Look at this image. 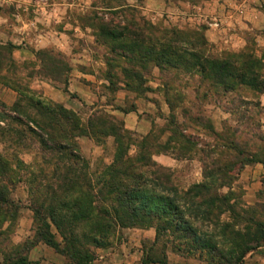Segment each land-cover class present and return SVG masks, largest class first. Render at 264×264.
I'll return each mask as SVG.
<instances>
[{"label": "rangeland", "instance_id": "rangeland-1", "mask_svg": "<svg viewBox=\"0 0 264 264\" xmlns=\"http://www.w3.org/2000/svg\"><path fill=\"white\" fill-rule=\"evenodd\" d=\"M17 1L23 7L0 0V20L3 15L11 19L0 21V47L3 48L0 49V78H6L7 83L21 90L19 93L7 87L16 94L11 106L0 101L6 106V109L0 106V160L8 166L7 174L2 177L3 185L9 188L10 201L18 208L17 219L0 226V264H20L24 260L27 264H74L66 255L42 242L30 249L29 245L38 238L34 210L41 204L48 208L56 198L62 185L61 176L69 166L77 168L80 184L86 183L83 178L88 174L97 186L106 167L114 162L116 143L114 137L106 134L109 126L129 133L132 143L129 157L141 153V147L147 153L153 151L152 160L159 170L153 169L149 177L162 188H174L179 193L207 183L206 168L236 163L239 151L246 155L258 154L264 159V141L260 139H264V93L242 87L227 93L220 87L203 83L198 75L161 72L151 65L142 71L140 93L127 87L128 81L136 88L140 82L128 80L125 72L141 71L140 67L130 64L96 38L97 26L101 24L112 23V28L119 30L127 22L143 26L144 21L159 32L158 35L144 27L145 37L149 39L161 37L164 30L198 35L199 42H206L207 53L212 57L223 59L226 55L245 53L264 65L263 15L258 14L249 27L245 20L226 33L221 28L228 29L227 24L208 16L203 18L202 10L193 7L201 0ZM56 3L61 6L48 7ZM255 6L264 13V0H258ZM48 9L53 10V20L37 23L38 27L27 28L13 16L21 11L25 20L44 18ZM243 13L240 14L245 18ZM213 22L219 24L217 29L210 26ZM14 25L23 29L17 30ZM130 28L138 30L135 26ZM58 32L66 33L67 38ZM41 34L47 36L43 39ZM39 39L42 42H37ZM57 72L62 73L60 80L50 79ZM57 100H64L67 106ZM59 107L78 116L79 128L90 132L89 125L95 127L97 135H79L80 131L76 135L73 131L71 134L76 137L65 140L71 150L80 154L89 166L87 169L82 164L77 167L67 155L44 150L40 139L30 131L40 133L32 122H45L43 114H60ZM13 118H20L23 125ZM65 130L70 132L67 125ZM126 144L130 147L125 141V149ZM235 170L230 175V182L235 179L230 188H219L221 182H215V187L221 195L232 192L253 209L255 214L243 215V220L228 211L222 217V222L246 234L255 230L250 220L264 225V186L249 197L244 180L241 181L243 170L237 177L238 168ZM105 179L110 178L106 175ZM98 191L96 187L94 193L99 195ZM202 227L208 234L213 231L211 226ZM52 233L63 248L65 242L55 227ZM83 246L93 254L91 264H146V254L151 253L152 258L165 260L167 264H209L210 261L207 253L191 252L185 246L179 251L180 241L170 233L157 242L155 228L116 227L104 245ZM244 264H264V245L249 253Z\"/></svg>", "mask_w": 264, "mask_h": 264}, {"label": "trees", "instance_id": "trees-1", "mask_svg": "<svg viewBox=\"0 0 264 264\" xmlns=\"http://www.w3.org/2000/svg\"><path fill=\"white\" fill-rule=\"evenodd\" d=\"M113 26L112 23L97 26V42L109 45L118 56L140 67L141 71L136 69L125 71L128 80L137 84L140 82L137 88L129 81L126 83L127 87L137 92H142V71H147L151 65L161 72L174 71L198 75L203 83L220 87L227 93L235 92L241 87L264 93V65L248 54L226 55L223 59L212 57L207 53L206 42H199L198 35H184L174 30H164L161 37L149 39L145 37L144 27L149 28L152 33L159 35V32L155 26L147 25L144 21L143 26L127 22V26L119 30L112 28ZM130 26H135L138 30L134 31ZM129 39L132 41L129 42ZM61 76L62 73L57 72L56 76L51 74L50 79L59 81ZM0 83L5 88L11 86L13 90L21 92L16 86L7 83L4 77L0 78ZM37 104L49 108L42 102ZM0 106L6 109L2 103ZM59 110L60 114H57L59 119L55 114H43L46 115L45 122L40 123L36 120L32 122L40 133L32 129L30 131L40 139L44 150L67 155L69 159L75 161L77 167L82 164V168L87 169L89 166L80 154L71 150V146L65 143V140L76 137V131H80L79 135L89 136L90 133L93 136L97 135L95 127L90 124V132L86 128H79L80 122L76 114H69L63 107H59ZM13 119L23 125L20 118ZM65 125L69 127L70 132H66ZM103 125L100 124L101 127ZM109 128L110 130L103 131L115 138L113 164L106 167L97 186L93 184L88 174L83 178L86 183L80 184L77 168L68 167L61 176L62 185L56 193V198L48 208L41 204L34 210L35 221L38 223V238L29 245L30 249L42 242L56 252L66 255L74 264H91L93 254L91 250L85 249L83 244H94L98 247L104 245L116 227L155 228L157 242L170 233L173 238L180 241L181 246L177 247L179 251L185 246L191 252H198L201 255L207 253L210 256L209 264H244L249 253L264 245L263 224L250 220L255 225V230L242 234L230 224L222 222L226 211L237 218H242L243 215L253 213V209L239 201V197H235L232 192L228 195L218 193L219 188H230L231 183L235 181V179L229 181L230 175L236 173V168L238 172L235 177L247 166L258 164L264 166L261 155L249 153L246 155L239 151L236 157L237 164L215 166V169L206 168L204 177L207 183L196 184L188 191L179 193L174 188L170 190L168 187L162 188L149 177L153 169L159 170L152 160L153 151L147 153V150L141 147V153L129 157L128 153L132 146L129 133L125 129L120 130L113 126ZM73 131L76 134L74 136L71 134ZM125 141L130 144V147L126 144V149ZM7 170L8 166L0 160V226L13 223L18 215V208L9 198L10 190L3 185L5 182L2 177L7 174ZM106 175L110 179H105ZM215 182H221L219 188L215 187ZM29 183L33 185L32 180ZM96 187H99V195L94 193ZM30 189L36 193L34 188ZM240 205L244 208H240ZM248 209L251 211H247ZM197 223L200 227L196 226ZM203 225L213 227L211 234L202 230ZM52 227H55L65 242L63 248L56 241ZM153 255L146 254V264H167L165 260L152 258ZM27 263V260H24L20 264Z\"/></svg>", "mask_w": 264, "mask_h": 264}, {"label": "crops", "instance_id": "crops-1", "mask_svg": "<svg viewBox=\"0 0 264 264\" xmlns=\"http://www.w3.org/2000/svg\"><path fill=\"white\" fill-rule=\"evenodd\" d=\"M4 2L11 3L13 6L17 8L23 7V4L18 2L17 0H3ZM256 2L258 0H201L200 2L196 3L193 7L197 8V10H202V17L211 18L212 20H220L221 24H227L229 27L228 29L224 26L221 29L224 30V32L227 33V30L232 29V27L236 26V23H242L243 21L247 20V27L251 24V22L254 21L255 18H258V14H261L264 16L263 12H260L258 10L256 5ZM204 3V4H203ZM61 6V4H50L48 5L49 8ZM241 9H244L245 18H242L239 11ZM53 10L48 9L45 12L44 18L41 16H37L32 20H25L23 17V13L21 11H18L15 15L16 21H20L25 27H33L37 25V23H45L46 21H52L54 14L52 13ZM196 14L199 15L198 12ZM0 20L1 22H4V20H7L9 18L5 17ZM6 18V19H5ZM1 19V18H0ZM11 20V19H9ZM12 27V25H10ZM13 28H16L17 30H21L20 26H13ZM224 28V29H223ZM221 30V31H222ZM220 31V32H221ZM45 32V31H43ZM207 32H211L207 31ZM219 32V33H220ZM61 37H66V33L58 32ZM213 35V34H212ZM215 35V34H214ZM47 35L41 34V38H45ZM37 42H42V40H38ZM66 48V45H65ZM0 101L7 105L11 106L16 101V94L9 89L5 88L4 86L0 85ZM58 101V100H57ZM59 103H62V105L67 106V103L63 101H58ZM244 180V186L245 190L248 191L247 195L251 197L252 195L260 190L262 186H264V166L263 165H253V166H247L245 169H243L241 174V181Z\"/></svg>", "mask_w": 264, "mask_h": 264}, {"label": "built area", "instance_id": "built-area-1", "mask_svg": "<svg viewBox=\"0 0 264 264\" xmlns=\"http://www.w3.org/2000/svg\"><path fill=\"white\" fill-rule=\"evenodd\" d=\"M239 13H243V10L241 9ZM210 26L214 29H217L219 27V24L217 22H213L210 24Z\"/></svg>", "mask_w": 264, "mask_h": 264}]
</instances>
